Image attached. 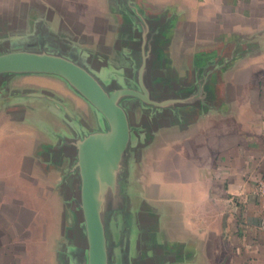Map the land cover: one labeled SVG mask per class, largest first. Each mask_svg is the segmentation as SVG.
Masks as SVG:
<instances>
[{
    "label": "crops",
    "instance_id": "obj_1",
    "mask_svg": "<svg viewBox=\"0 0 264 264\" xmlns=\"http://www.w3.org/2000/svg\"><path fill=\"white\" fill-rule=\"evenodd\" d=\"M71 14L94 16L91 31L128 22L148 32L142 41L163 26L206 33L192 39L194 86L127 88L149 100L128 106V145L133 138L115 170L112 212L124 246L142 259L126 263L123 249L119 264H264V200L254 193L264 174V0H0V29L27 16L76 30L60 17ZM141 47L132 48L140 62ZM49 105L35 110L45 130L26 114L0 123V264H60L62 206L72 208L64 221L83 220L79 145L108 124L94 108L93 133L67 107Z\"/></svg>",
    "mask_w": 264,
    "mask_h": 264
},
{
    "label": "rangeland",
    "instance_id": "obj_2",
    "mask_svg": "<svg viewBox=\"0 0 264 264\" xmlns=\"http://www.w3.org/2000/svg\"><path fill=\"white\" fill-rule=\"evenodd\" d=\"M48 17L47 15L37 16V20H48ZM55 17L59 18V16ZM60 17L70 19L76 30L69 29L63 22L48 24L38 21V24L32 25L26 23L27 16H17L18 24L14 30L0 29V41L7 42L6 44L9 45L8 47L0 46V52L26 50L62 54L85 67L108 92L120 88L134 89L135 86L148 88L150 86L183 87L195 85L196 79L192 72L191 60L197 47H193L191 44L193 38L206 35L205 32L182 31L180 30L181 25L175 28L163 26L156 36L152 37L151 35L149 40L142 41L147 37L148 32L146 30L139 32L134 28V25L132 26L128 22L123 24L121 29L114 31H103L98 23L95 25L98 29L91 31L89 30L92 26L91 23L85 22L94 16L71 14ZM123 17L125 16H120L119 19L121 20ZM87 26L89 28H86ZM138 46H145L146 55L142 62L138 59L137 50L135 52L132 49ZM141 48H139L140 53L144 49ZM135 78H138L140 86L136 85ZM141 99L139 102L146 103L149 96L144 95V98ZM136 100L135 94H123L118 98V103L125 108L130 132L133 127V110H131L132 107L128 106L132 102L138 104L139 102ZM22 103L28 104L34 111L23 112L13 107L14 104ZM49 103H55L61 108L67 107L69 109L67 111L77 114V117L84 120L93 133L100 131L99 126L94 121L96 116L94 107L68 81L60 76L47 73L0 75V123L4 121L3 125H10L9 120L13 116L25 119L24 114H26L29 115L27 117L30 119L29 121L36 120L39 127L43 124L41 130H45L47 128L41 121L42 115L35 110H41L45 107L51 112L53 110ZM135 107L136 109L139 108V106ZM136 112L138 113V110ZM50 116L52 115L50 114ZM2 127V129L7 128ZM4 133H8V131L6 130ZM65 133L74 137L68 130ZM37 136L42 139V135ZM132 138L131 135V143ZM131 143L127 145L128 150L131 148ZM66 164L65 160H61L60 167L64 169L67 167ZM68 195V192L61 190L62 203L66 201ZM77 197L80 198V192H77ZM118 202L115 184L102 186L100 207L106 233L108 264H119V258L122 260L121 255L124 253L123 249L125 250L124 259L126 263H131L133 258L140 261L142 257L139 251L134 252L132 244H128L127 247L124 246L123 242H127L126 238L123 234H119L122 231L117 229L116 218L112 210L116 209ZM69 212H72L71 207L62 206L61 239L58 244L61 252L60 264H88L85 223L83 220L76 223L64 221Z\"/></svg>",
    "mask_w": 264,
    "mask_h": 264
},
{
    "label": "water",
    "instance_id": "obj_3",
    "mask_svg": "<svg viewBox=\"0 0 264 264\" xmlns=\"http://www.w3.org/2000/svg\"><path fill=\"white\" fill-rule=\"evenodd\" d=\"M2 73H47L68 81L106 120L104 133L91 134L80 143V209L85 223L88 264H108L106 233L100 207L102 186L115 181L117 163L130 139L125 108L118 103L123 94H135L120 88L108 92L88 72L62 54L46 51L12 50L0 54Z\"/></svg>",
    "mask_w": 264,
    "mask_h": 264
},
{
    "label": "built area",
    "instance_id": "obj_4",
    "mask_svg": "<svg viewBox=\"0 0 264 264\" xmlns=\"http://www.w3.org/2000/svg\"><path fill=\"white\" fill-rule=\"evenodd\" d=\"M254 193L260 200H264V174L256 181Z\"/></svg>",
    "mask_w": 264,
    "mask_h": 264
}]
</instances>
